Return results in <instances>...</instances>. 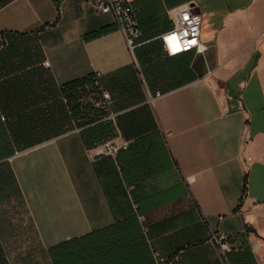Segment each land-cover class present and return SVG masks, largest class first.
Returning a JSON list of instances; mask_svg holds the SVG:
<instances>
[{
    "label": "crops",
    "instance_id": "0c3cea01",
    "mask_svg": "<svg viewBox=\"0 0 264 264\" xmlns=\"http://www.w3.org/2000/svg\"><path fill=\"white\" fill-rule=\"evenodd\" d=\"M183 3L201 15L204 49L169 56L159 34ZM132 4L130 51L89 0H0V264H57L113 225L125 264H155L153 250L173 264H264V0ZM87 77L111 98L99 120L63 87ZM102 139L125 144L92 157ZM210 230L233 235L230 249Z\"/></svg>",
    "mask_w": 264,
    "mask_h": 264
},
{
    "label": "built area",
    "instance_id": "2783aa9c",
    "mask_svg": "<svg viewBox=\"0 0 264 264\" xmlns=\"http://www.w3.org/2000/svg\"><path fill=\"white\" fill-rule=\"evenodd\" d=\"M97 13L110 14L114 25L119 28L125 36L127 48L131 51L137 44L140 36L138 21L133 8V0H89ZM172 26L161 32L159 38L167 55L173 56L182 52L197 50L202 51L204 45L201 42V15L189 3L174 6L168 10ZM49 65L48 61H44ZM97 75V73H96ZM101 100L96 104L107 109L110 104V95L107 91H101ZM113 116L109 113L106 117ZM125 144L124 141L116 142L113 139H105L95 143L88 148L92 157L101 155L115 156L118 149ZM234 236L222 231L210 230L208 239L219 246L222 250L231 247ZM155 264H173V258L165 257L158 251L153 250Z\"/></svg>",
    "mask_w": 264,
    "mask_h": 264
},
{
    "label": "trees",
    "instance_id": "16d2710c",
    "mask_svg": "<svg viewBox=\"0 0 264 264\" xmlns=\"http://www.w3.org/2000/svg\"><path fill=\"white\" fill-rule=\"evenodd\" d=\"M102 31L104 29L90 33L89 37L95 36ZM86 85L90 86L89 90L86 89ZM63 87L73 95V105L79 109V114L86 117L88 121L99 120L105 115V108L102 106H95L91 101H86L83 104L78 101L84 95L83 93L92 94L94 99H98V89L90 77L71 80L64 84ZM102 140H98L95 143ZM110 229L111 236L109 240H104V242L99 244L97 233H93L82 245H77L59 256L57 264H125V261L129 259L130 247L120 236L123 230L118 225H113Z\"/></svg>",
    "mask_w": 264,
    "mask_h": 264
}]
</instances>
